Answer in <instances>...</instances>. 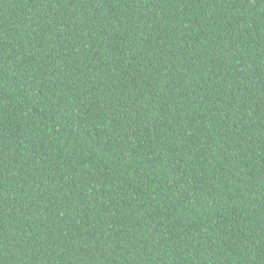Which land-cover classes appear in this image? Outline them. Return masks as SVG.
<instances>
[{
	"label": "trees",
	"instance_id": "1",
	"mask_svg": "<svg viewBox=\"0 0 264 264\" xmlns=\"http://www.w3.org/2000/svg\"><path fill=\"white\" fill-rule=\"evenodd\" d=\"M0 264H264V0H0Z\"/></svg>",
	"mask_w": 264,
	"mask_h": 264
}]
</instances>
